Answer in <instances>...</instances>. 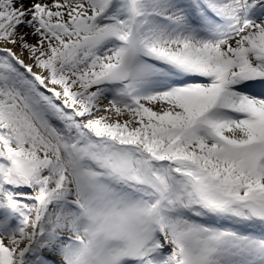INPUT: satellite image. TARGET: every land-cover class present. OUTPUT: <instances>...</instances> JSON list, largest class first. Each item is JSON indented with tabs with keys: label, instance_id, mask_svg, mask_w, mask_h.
Listing matches in <instances>:
<instances>
[{
	"label": "snow or ice",
	"instance_id": "snow-or-ice-1",
	"mask_svg": "<svg viewBox=\"0 0 264 264\" xmlns=\"http://www.w3.org/2000/svg\"><path fill=\"white\" fill-rule=\"evenodd\" d=\"M0 264H264V0H0Z\"/></svg>",
	"mask_w": 264,
	"mask_h": 264
}]
</instances>
